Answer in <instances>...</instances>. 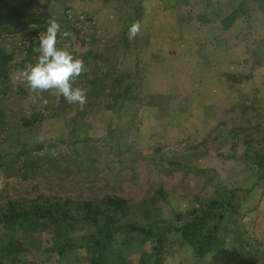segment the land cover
Instances as JSON below:
<instances>
[{
    "label": "rangeland",
    "instance_id": "rangeland-1",
    "mask_svg": "<svg viewBox=\"0 0 264 264\" xmlns=\"http://www.w3.org/2000/svg\"><path fill=\"white\" fill-rule=\"evenodd\" d=\"M7 1L22 6L25 0ZM49 10L62 24L76 21L60 29L57 47L83 60L90 53L85 78L93 80L95 64L104 73L111 68L114 75L128 74L141 103L137 109L128 103L122 116L107 97L90 98L87 110L66 101L59 105L55 90L27 87L28 42L0 35V50L12 55L0 81V209L40 196L72 202L112 196L128 200L144 226L146 209L176 226L175 213L205 208L219 184L237 190L234 203L242 202L239 212L214 211L225 216V248L234 253L239 238H251L264 264V179L253 186L258 160L264 170V0H51ZM133 22L141 31L130 40ZM149 78L156 79L150 87ZM97 85L84 81L80 87L90 92ZM149 94L168 99V114L145 104ZM45 106L52 108L48 114ZM40 114L43 119L34 122ZM72 129L77 139L70 146ZM25 150L31 152L27 158ZM158 187L165 200L154 197ZM249 188L251 196L244 195ZM2 234L8 232L0 225ZM50 236L18 231L12 242L19 251L9 254L20 264H60ZM122 253L138 264L137 247ZM84 257V250L75 249L62 264H88ZM163 264L237 263L225 262L220 253L196 260L172 233Z\"/></svg>",
    "mask_w": 264,
    "mask_h": 264
},
{
    "label": "trees",
    "instance_id": "trees-1",
    "mask_svg": "<svg viewBox=\"0 0 264 264\" xmlns=\"http://www.w3.org/2000/svg\"><path fill=\"white\" fill-rule=\"evenodd\" d=\"M179 1L187 2V0ZM50 5L51 0H42V2L25 0L22 6L11 5L7 0H0V35H20L23 40L28 42V46L24 50L28 66L34 64L39 55L36 51L39 44L37 34H43L49 20L55 19L50 13ZM138 11H140L139 8L133 10L135 14ZM63 20L64 24L62 21L56 20L60 24V29H68L65 25L76 22L75 20ZM233 21L234 19L227 26H230ZM227 26L225 23L223 27L228 28ZM89 55L90 53H86L83 56L84 62L89 60L87 58ZM11 61L12 55L5 54L0 50V81L6 80ZM94 71L96 74H93V80L85 78L86 73H82L76 80L78 87L84 81L86 85L92 87L100 83L99 89L86 92V103L83 105V109L87 110L90 102L101 97H107L111 110L118 116L126 115L131 105H136L135 109H137L142 97L139 98L136 94L138 90L136 83L129 81L132 76L128 74L114 75V70L112 72L111 68L105 70V73L101 72L99 64H95ZM108 77L111 79L106 81ZM117 77L120 81L117 80ZM92 97L93 100H90ZM154 97L149 94L145 104L155 108L156 111H165L168 114L170 111L168 99L165 96ZM64 102L63 97L58 99L59 105ZM128 103L131 105L127 106ZM51 110V106H45L44 113L48 114ZM43 117L44 114H40L34 119V122L43 119ZM31 123L28 122V126ZM74 132L75 130L72 129L69 134L71 140L68 144L70 146L77 139ZM30 153L25 150V157L27 158ZM45 157L41 156L40 160ZM35 159L37 160V157ZM2 167L0 165V168ZM40 167L37 165L32 169L38 171ZM261 167L263 168V164L258 160L254 165V168L257 169V176L253 186L258 185L264 179V170ZM186 170L196 171L190 167H186ZM199 173L206 174L202 171ZM252 191L253 188H249L242 193L251 196ZM154 193L156 199L165 200V193L160 187ZM237 194V190L222 188L217 184L214 194L208 199L205 208L174 214L173 223H176V226H173L172 221L168 219L160 220L159 212L154 209H149V212L146 209L141 215L142 219L149 220L147 226H144L134 218L136 214L131 213L130 209L134 206L130 205L128 200L120 197L105 196L99 201L72 202L55 197L40 196L34 200L8 202L7 206L0 209V225L8 232L7 235L0 236V264H20L15 256L12 257L9 254L19 251L20 245L12 242V236H15L18 231L49 233L51 247L61 260L60 264L66 262L70 253L75 249L84 250L86 255L84 260L88 264H129L125 261L122 252L130 247H137L140 252L138 264H163L164 255L168 249L169 236L172 233L177 234L182 242L191 248L196 260H201L209 254L220 253L225 262L260 264L261 258L258 254L257 244L252 242L251 238L245 237L244 241L239 238L240 247L234 253H230L224 245L223 235L228 231L222 224L225 216L224 213L216 216L214 211L221 210L228 213L231 208L239 212L242 202L234 203ZM146 245L148 246L147 252L144 250Z\"/></svg>",
    "mask_w": 264,
    "mask_h": 264
},
{
    "label": "clouds",
    "instance_id": "clouds-1",
    "mask_svg": "<svg viewBox=\"0 0 264 264\" xmlns=\"http://www.w3.org/2000/svg\"><path fill=\"white\" fill-rule=\"evenodd\" d=\"M140 31L141 24L133 22L128 28L129 39H135ZM59 32L60 24L55 19L49 20L46 31L39 36L36 62L24 73L26 84L30 91L55 90L57 99L63 97L69 104L83 106L86 90L76 86V80L87 71V67L82 58L66 48L57 47Z\"/></svg>",
    "mask_w": 264,
    "mask_h": 264
},
{
    "label": "crops",
    "instance_id": "crops-1",
    "mask_svg": "<svg viewBox=\"0 0 264 264\" xmlns=\"http://www.w3.org/2000/svg\"><path fill=\"white\" fill-rule=\"evenodd\" d=\"M153 66H154V65H153ZM153 66H152L151 68H149V74H150L151 72H152V74L154 73L153 70H152V69L154 68ZM133 70H134V69H133ZM152 76L155 77V75H152ZM155 78H156V77H155ZM155 80H156V79H153V78L150 79V78H149V87H150V85H152V82H154ZM150 83H151V84H150ZM149 92H150V91H149Z\"/></svg>",
    "mask_w": 264,
    "mask_h": 264
}]
</instances>
